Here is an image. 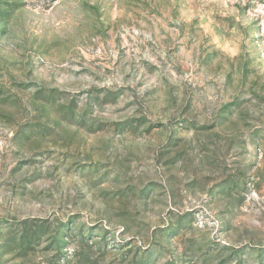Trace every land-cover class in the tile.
Returning <instances> with one entry per match:
<instances>
[{"label": "rangeland", "instance_id": "obj_1", "mask_svg": "<svg viewBox=\"0 0 264 264\" xmlns=\"http://www.w3.org/2000/svg\"><path fill=\"white\" fill-rule=\"evenodd\" d=\"M0 264H264V0H0Z\"/></svg>", "mask_w": 264, "mask_h": 264}]
</instances>
